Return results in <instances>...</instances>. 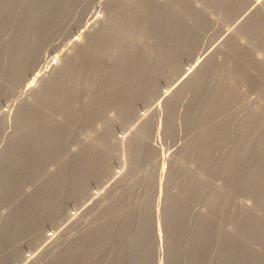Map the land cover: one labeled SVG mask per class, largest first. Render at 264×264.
Here are the masks:
<instances>
[{
  "label": "rangeland",
  "instance_id": "obj_1",
  "mask_svg": "<svg viewBox=\"0 0 264 264\" xmlns=\"http://www.w3.org/2000/svg\"><path fill=\"white\" fill-rule=\"evenodd\" d=\"M101 1L71 0L57 10V5L51 3L44 8L41 0H37L31 2L32 5L34 4L31 10H25L21 15L20 1L0 0V40H4V42L0 41V48L4 45L2 49L9 52L15 45L21 47L15 49V54H0V65H2L0 66V264H78L83 258L76 261L78 257L73 255L76 244L78 249L80 247L79 251L83 252L87 247V250L94 248L90 249L93 250L91 256L92 259L97 260L89 264H264V137H262L264 136V124H262L264 123V0H160L159 5L152 0H149L150 3L145 0L148 7L142 10L145 13L138 12L137 18L142 22L147 21L148 29L150 26H153L151 27L153 30L158 28L157 32L150 28L148 43L147 39L145 41L140 39L133 43L137 45L134 46L130 45L132 41H129L131 43L126 42L121 45L123 51L121 50L120 53L115 51L113 55L103 53L95 55L91 52L93 48L99 46L98 50L105 51L109 45L95 44L94 36L97 37L103 30L111 11V4L105 5ZM13 7L14 13L11 10ZM248 7L250 9L244 12ZM10 10L12 13L9 14ZM17 17L19 20L27 18V22L23 23L24 25L17 24L20 27L15 25L14 29L12 20ZM162 37H166L165 40ZM91 41L93 42L90 43ZM127 43L129 48L126 47ZM39 51L41 52L39 59L33 66L27 68L26 64L32 61L30 58L36 59ZM126 51L130 52L126 53V57L129 55L131 61L128 60L126 66L124 63L117 66L115 62L120 60L119 56ZM200 54L201 57L197 59ZM43 55L48 56L46 63L43 61ZM123 55L125 56L124 53ZM96 56L100 57L102 64L105 65L101 69H107L108 73L99 72L100 74L95 78L81 79L79 87L75 88L76 92L73 91L72 86H66L68 84L66 81L61 80V82L57 77V73L68 63L69 66L70 62L75 66L77 60H80L79 65L82 58V61L88 62ZM147 61L151 64L149 65ZM171 62L175 66L172 74V71L169 72ZM107 63L112 65L106 66ZM242 63L246 66L244 67ZM221 67L223 69L227 67L233 72L225 68L226 73L223 74ZM234 67L238 71L235 72ZM184 69H189L186 77L190 76V85L185 83L187 85L179 84L177 88L176 85L169 87L168 85ZM233 73L238 77H233ZM239 76L246 81L241 80ZM19 77L20 79L17 80ZM193 78L198 80L203 78L200 87H195V85L199 86V83L193 85L195 83ZM15 80L17 81L13 82ZM219 86L223 87L220 89ZM45 92L49 93L48 101L41 103L40 96ZM61 92L70 93L65 95ZM162 92L167 94L166 97L165 95L160 97ZM61 94L69 97L66 104L61 105L60 102L56 104L57 100L55 104L51 102L50 98L53 95L56 99L61 97ZM78 96L79 100L76 101L78 104L74 105ZM26 106H30L29 109L37 118L45 114L46 128L49 130V136L53 137L49 144L52 145V149L46 151V158L44 161L41 160L42 165L39 170L33 171V176L26 178L27 182L21 179L23 182L19 183L18 189L9 192L5 187L2 190L1 180L6 174L3 170L10 162L8 152L13 144H17V136L22 131L17 123V115ZM249 109L251 112L248 111ZM253 113L257 119L254 118L255 122L252 123L258 124V120L259 126L246 123ZM66 123L69 125L67 126ZM31 125L35 130L36 127L42 129L43 124ZM146 125L148 128L146 142L151 148L149 151L151 158L149 157V162L143 159L137 162L129 145L135 143L141 130L139 126L144 128ZM61 132L64 134L68 132L67 138L57 140L58 136L55 135H60ZM207 133L212 135L209 137L212 138L211 140L207 139L208 150L204 143V136ZM238 145L237 153L235 149ZM94 147L99 149L94 151L97 156H91L90 151ZM159 163L162 168L157 165ZM71 168L72 171L74 168L76 170L72 172L71 179L69 178L71 183H68V187L71 189L66 188L68 191L54 203L55 206L48 204L52 208L44 207L45 204L39 201V198L33 199L35 195L46 192L52 176L58 181L60 172ZM81 169L85 170V176L88 177L84 181L79 175H74ZM57 186L60 187L59 182L56 183ZM157 186L162 190H158ZM10 193H13L12 196ZM121 196H124V201L125 197L129 200L124 203L127 213L120 217L116 226L119 227L120 235L116 234V230H112L109 238L110 240L114 238L113 241L109 240L105 247L102 245L93 247L91 240L95 235L93 233H97L103 224L114 221L107 211L121 204L119 202ZM154 200L158 203L156 204ZM26 211L27 217L24 218L21 213ZM7 220L8 222L14 220L16 223L8 224ZM131 221L132 225H130ZM133 227L137 230L135 234L131 233ZM137 235L140 236L137 238ZM128 237L132 240L130 238L128 240ZM81 243H84V246ZM114 243L115 247L117 245L116 248ZM108 245H112V248Z\"/></svg>",
  "mask_w": 264,
  "mask_h": 264
},
{
  "label": "bare ground",
  "instance_id": "obj_2",
  "mask_svg": "<svg viewBox=\"0 0 264 264\" xmlns=\"http://www.w3.org/2000/svg\"><path fill=\"white\" fill-rule=\"evenodd\" d=\"M10 1H12V0H10ZM18 1H20V3H21V6H20V8H19V6H18V8L19 9H21V10H19L20 12H21V15L22 14H24V12H25V10H27V11H29V10H31L32 8V6L34 5H32L31 4V2L33 3V1L35 2V1H37V0H18ZM156 5L159 3V1L160 0H152ZM40 2V1H39ZM38 2V3H39ZM69 2H71V0H41V4L42 5H44V8L46 7V6H50V4L52 3V5H57V10H59V8L61 9V7H63V6H65V4H68ZM102 2V4H104L105 3V5L106 4H111V7H110V9H111V11H110V17H109V19L108 20H106V23L104 24V26H103V30L100 32V34H98V36L96 37V36H94V38H96L95 40H96V42H95V44L97 45L98 43L99 44H101V43H108L109 45H108V47L106 48V50L105 51H103V50H98V47L96 46L95 48H93L94 50L93 51H91V52H93V54H97V55H102V53L103 54H108V55H113L114 53H116L115 51H118V53H120L121 52V50H122V44H124V43H126V42H129V41H132V44H130V45H134L135 43L134 42H137V41H139L140 39H144V41H145V39H147V37H148V35H151V34H149V30H150V28L151 27H153V26H150V28L148 29L147 28V24H146V22H142V21H139L138 20V16H137V14H138V12H143L142 10H145V9H147V7H148V3H150L149 2V0H148V3H146L145 2V0H102L101 1ZM4 4V3H3ZM7 4H8V2H7ZM153 3H151V5H152ZM257 4V3H256ZM255 4V5H256ZM10 5V4H9ZM15 5V4H14ZM159 5V4H158ZM39 6V5H38ZM153 6V5H152ZM254 6V5H253ZM12 7V6H11ZM159 7V6H158ZM249 7H251V5H249ZM246 8L245 10H244V12H246L247 10H249L250 8ZM255 7V6H254ZM4 8V7H3ZM6 8V7H5ZM54 8V7H53ZM152 8V7H151ZM150 8V9H151ZM154 9H155V7H154ZM158 9H160V8H158ZM1 10V9H0ZM7 10V9H6ZM11 10H12V12L14 11V7L13 8H11ZM11 10L9 11V14H10V12H11ZM65 10V9H64ZM140 10V11H139ZM152 10V9H151ZM38 11H40V10H38ZM42 11H43V9H42ZM108 11V12H109ZM154 11V10H153ZM160 11H161V9H160ZM7 12V11H6ZM11 12V13H12ZM2 13V12H1ZM14 13V12H13ZM38 13V12H37ZM143 13H145V12H143ZM154 13H155V11H154ZM5 14V13H4ZM7 14V13H6ZM29 14V13H28ZM36 14V13H35ZM52 14V13H51ZM53 14H54V12H53ZM140 14V13H139ZM12 15V14H11ZM10 15V16H11ZM17 15H20V14H17ZM150 15H152L151 13H150ZM154 15V14H153ZM140 17H141V15H139ZM147 16V15H146ZM2 17V16H1ZM14 17V16H13ZM21 17V16H20ZM38 17H39V15H38ZM143 17V16H142ZM4 18V17H3ZM18 18V17H17ZM17 18H13V20H12V25H14L13 26V28L15 29V25H17V24H26V22H27V18H26V20L24 19V20H22V19H20L19 20V18L17 19ZM32 18V17H31ZM145 18V17H144ZM7 19V18H6ZM28 19H29V17H28ZM140 19V18H139ZM33 20V19H32ZM40 20V19H39ZM145 20H147L146 18H145ZM149 20H151V19H149ZM156 20V19H155ZM155 20H154V22H155ZM41 21V20H40ZM1 22V21H0ZM5 22V21H4ZM32 22V21H31ZM153 22V23H154ZM28 23H29V21H28ZM152 23V22H151ZM7 24V23H6ZM10 24V23H9ZM23 24V25H24ZM32 24V23H31ZM30 25V24H29ZM36 25V24H35ZM10 26V25H9ZM18 26V25H17ZM37 26H38V24H37ZM230 28H232L233 26L230 24ZM18 27H20V25L18 26ZM22 27V26H21ZM148 27H149V25H148ZM7 28V27H6ZM31 28H33V27H31ZM40 28V27H39ZM157 28V27H156ZM152 29V28H151ZM158 29V28H157ZM157 29H155V30H153L152 29V31H158ZM165 29V28H164ZM28 30V29H27ZM33 30V29H32ZM227 30V29H226ZM233 30V29H232ZM30 31V30H29ZM151 31V30H150ZM171 31V30H170ZM33 32H35V31H33ZM166 32V31H165ZM231 32V31H230ZM4 33V32H3ZM36 33V32H35ZM154 33V32H153ZM152 33V34H153ZM170 33V32H169ZM5 34V33H4ZM27 34H28V32H27ZM2 35V34H1ZM9 36H10V34H9ZM24 36V35H23ZM29 36V35H28ZM31 36V35H30ZM166 36V35H165ZM4 37H5V35H4ZM93 37V36H92ZM150 37V36H149ZM152 37V36H151ZM21 38V37H20ZM154 38V37H153ZM162 38H164V37H162ZM166 38V37H165ZM165 38L163 39V40H165ZM6 39V38H5ZM24 39V38H23ZM10 40V39H9ZM22 40V39H21ZM141 40V41H142ZM148 40L149 39H147V43H148ZM0 41H3L4 42V40L3 39H1ZM6 41V40H5ZM94 41V40H93ZM93 41H91L90 43H92ZM152 41H153V39H152ZM158 41V40H157ZM78 42V41H77ZM151 42V41H150ZM166 42V41H165ZM177 42H179V41H177ZM113 43V44H112ZM129 43H131V42H129ZM134 43V44H133ZM140 43V42H139ZM144 43V42H143ZM142 43V44H143ZM153 43H154V41H153ZM180 43V42H179ZM1 44V43H0ZM7 44V43H6ZM11 44V43H10ZM94 44V43H93ZM98 44V45H99ZM136 44H138V43H136ZM169 44V43H168ZM181 44V43H180ZM148 45V44H147ZM154 45V44H153ZM156 45H159V44H156ZM161 45V44H160ZM163 45V44H162ZM165 45H167V44H165ZM6 46V45H5ZM80 46V45H79ZM92 46V45H91ZM124 46V45H123ZM126 46V45H125ZM134 46H137V45H134ZM138 46H139V44H138ZM140 46H142V45H140ZM3 47H4V45H3ZM2 47V48H3ZM18 46L17 45H15L14 47H13V49L12 48H10V51L9 52H7L5 49H2V48H0L1 50H0V54H7V53H11V54H15L16 52H15V49L17 48ZM20 47V46H19ZM19 47H18V49H19ZM44 47V46H43ZM42 47V48H43ZM89 47V46H88ZM126 47H128L129 48V46H128V43H127V46ZM160 47V46H159ZM162 47V46H161ZM163 47H164V45H163ZM7 48V47H6ZM21 48V47H20ZM125 48V47H124ZM127 48V49H128ZM132 48H133V46H132ZM139 48V47H138ZM141 48V47H140ZM39 49V48H38ZM134 49H136L135 47H134ZM133 49V50H134ZM40 50V49H39ZM126 50V49H125ZM129 50V49H128ZM131 50V49H130ZM148 50V49H147ZM151 50V49H150ZM189 50H191V49H189ZM17 51V50H16ZM19 51V50H18ZM17 51V52H18ZM43 51V50H42ZM123 51V50H122ZM135 51V50H134ZM137 51V50H136ZM153 50H151V52H152ZM168 51H169V48H168ZM239 51V50H238ZM21 52V51H20ZM34 52V51H33ZM86 52V51H85ZM163 52V51H162ZM166 52V51H165ZM184 52H185V50H184ZM123 53L125 54V56L123 55ZM123 53H121V55L119 56V59L120 60H118L117 62H115L116 63V65L118 66V65H120V64H122V63H124V65L126 66L127 65V62H128V60H130L131 61V57L128 55L127 57H126V53H130V52H128V51H126V52H123ZM153 54L155 53V52H152ZM164 53V52H163ZM168 53H170V52H168ZM174 53V52H173ZM173 53H171L172 54V56H173ZM10 54V55H11ZM34 54H35V52H34ZM41 54V52L39 51L38 52V54H36V59L33 57V59L32 58H30V57H28V58H30V60H32V61H30V62H28V64H26L27 66V68L28 67H31V66H33V64L37 61V59H39L38 57H39V55ZM135 54V53H134ZM145 54V53H144ZM147 54H148V51H147ZM146 54V55H147ZM152 54V55H153ZM156 54V53H155ZM158 54V53H157ZM165 54V53H164ZM72 55V54H71ZM131 55V54H130ZM151 55V56H152ZM167 55V54H166ZM170 55V54H169ZM31 56V55H30ZM115 56H116V54H115ZM122 56H124V57H122ZM158 56H160V53H159V55ZM157 56V57H158ZM250 56V55H249ZM248 56V57H249ZM13 57V56H12ZM43 57V61H45V63H46V60L48 59V56L47 55H43L42 56ZM150 57V56H149ZM161 57H163V56H161ZM171 57V56H170ZM201 57V54L198 56V58L197 59H199ZM15 58V57H14ZM100 58V57H99ZM97 56L96 57H93V59H90L91 61H82L83 60V58H82V60H81V62H80V64L78 65V63H79V61L77 60V61H75V66H72V63L70 62V66H69V63L67 64V66H65L64 67V69L63 70H61V71H59L58 73H57V77H59V79H60V81L62 80V81H66L68 84H66V86L67 87H69L68 85H70V87L72 86L73 87V91H75V88L79 85V83H80V81H82L81 79H83V78H95V76L97 75V74H100L99 72H101V73H103L104 71H106L105 69H101L102 68V66H105V65H103L102 64V62L103 61H101L100 59H99ZM103 58V57H102ZM101 58V59H102ZM154 58V57H153ZM153 58H151L152 60H153ZM165 58V57H164ZM173 58V57H172ZM251 58V57H250ZM250 58H247V60H249ZM2 59V58H1ZM81 59V58H80ZM89 59V58H88ZM134 59H135V57H134ZM156 59H158V58H156ZM161 59V58H160ZM165 59H167V57L165 58ZM170 59V58H169ZM76 60V59H75ZM108 60H110V59H108ZM151 60V61H152ZM171 60V59H170ZM170 60H168V61H170ZM67 61V60H66ZM111 61H113V60H111ZM129 61V62H130ZM134 61V60H133ZM142 61H146V60H142ZM156 61V60H155ZM157 61H159V60H157ZM165 60H163V62H164ZM167 61V60H166ZM175 61V60H174ZM177 61V60H176ZM196 61H198V60H196ZM3 62V61H2ZM6 62V61H5ZM83 62V64L81 65V63ZM136 62V61H135ZM242 62V61H241ZM44 63V64H45ZM61 63H62V61H61ZM74 63V62H73ZM106 63V62H105ZM104 63V64H105ZM114 63V64H115ZM131 63V62H130ZM142 63V62H141ZM147 63H148V61H147ZM159 63V62H158ZM165 63H167V62H165ZM169 63V62H168ZM167 63V64H168ZM235 63V62H234ZM136 64V63H135ZM143 64H145V63H143ZM149 65L151 64L150 62L148 63ZM147 64V65H148ZM171 70H169V72H171V74L173 73V71H174V65H173V63L171 62ZM238 64V63H237ZM240 64V63H239ZM238 64V65H239ZM243 64V63H242ZM7 65V64H6ZM107 65H112V63L111 64H106V66ZM123 65V64H122ZM131 65V64H130ZM163 65V64H162ZM230 65V64H229ZM245 64H243V66H244ZM1 67H2V65H0ZM169 66H170V64H169ZM168 66V67H169ZM232 66H233V64H232ZM234 66H235V64H234ZM239 66H241V65H239ZM239 66H236V67H239ZM246 66V65H245ZM244 66V67H245ZM111 67V66H110ZM124 67V66H123ZM131 67H134V66H131ZM136 67V66H135ZM145 67H147L146 65H145ZM172 67H173V69H172ZM231 67V66H230ZM14 68V67H13ZM109 68V67H108ZM122 68V67H121ZM125 68H127V67H125ZM152 68V67H151ZM154 68V67H153ZM166 68V67H165ZM222 68V73L223 74H225L226 72H225V70L227 69V67H225L224 69H223V67H221ZM116 69V68H115ZM130 69V68H129ZM132 69V68H131ZM168 69V68H167ZM190 69V68H189ZM189 69H184L183 70V72L181 73V74H177L178 75V77H176L172 82H171V84H169L168 86L169 87H171V86H174V85H176L175 87L177 88V86L179 85V84H185V83H189V81H191V80H189V77H186L187 75H188V73H189ZM233 69H235V72L236 71H238V70H236V68L234 67ZM232 69V70H233ZM241 69V68H240ZM240 69H239V71H240ZM247 69V68H246ZM111 70V69H110ZM126 70V69H125ZM134 70V69H133ZM152 70V69H151ZM215 70V69H214ZM227 70H230L229 68L227 69ZM9 71H11V70H9ZM127 71V70H126ZM125 71V72H126ZM136 71V70H135ZM135 71H133V72H135ZM149 71V70H148ZM153 71V70H152ZM199 71V70H198ZM224 71V72H223ZM231 71V70H230ZM230 71L228 72V73H230ZM243 71H245V70H243ZM17 72V71H16ZM107 72V71H106ZM124 72V71H123ZM129 72V71H128ZM166 72V71H165ZM231 72H233V71H231ZM108 73V72H107ZM110 73H111V71H110ZM127 73V72H126ZM137 73H139V72H137ZM167 73V72H166ZM106 74V73H105ZM133 74V73H132ZM221 74V73H220ZM235 74L236 73H233V77H238V76H235ZM18 75V74H17ZM138 75V74H137ZM140 75V74H139ZM222 75V74H221ZM229 75V74H228ZM239 75V74H238ZM240 75H241V73H240ZM243 75V74H242ZM247 75H248V73H247ZM98 76V75H97ZM96 76V77H97ZM122 76V75H121ZM134 76H135V74H134ZM151 76H152V74H151ZM230 76H231V74H230ZM221 77V76H220ZM232 77V76H231ZM232 77V78H233ZM244 77V76H243ZM247 77V76H246ZM52 78V77H51ZM50 78V79H51ZM125 78V77H124ZM239 78L241 79V77L239 76ZM251 78V77H250ZM20 79V77L19 78H17V80H19ZM98 79V78H97ZM192 79V78H191ZM194 79V81H195V83L193 84V85H195V84H197V83H199V86H196L195 85V87H200V83H202L203 82V78H200L199 80H198V78H193ZM221 79V78H220ZM223 79V78H222ZM247 79H249V78H247ZM17 80H15V81H13V82H16ZM55 80V79H54ZM58 80V79H57ZM86 80V79H85ZM101 80V79H100ZM124 80V79H123ZM134 80V79H133ZM238 80V79H237ZM241 80H245V79H241ZM50 81V80H49ZM48 81V82H49ZM53 81V80H52ZM56 81V80H55ZM61 81V82H62ZM97 81V80H96ZM115 81V80H114ZM157 81V80H156ZM193 81V82H194ZM246 81V80H245ZM87 82V81H86ZM94 82V81H93ZM113 82V81H112ZM119 82V81H118ZM151 82V81H150ZM192 82V83H193ZM102 83V82H101ZM52 84V83H51ZM54 84V86H55V82L53 83ZM53 84H52V86H53ZM65 84V83H64ZM187 84H185V85H187ZM59 85V84H58ZM61 85V84H60ZM85 85H86V83H85ZM106 85V84H105ZM118 85V84H117ZM180 85V86H181ZM189 85H190V83H189ZM221 85V84H220ZM109 86V85H108ZM119 86V85H118ZM133 86V85H132ZM224 86V85H223ZM222 86V87H223ZM79 87V86H78ZM77 87V88H78ZM95 87V86H94ZM120 87V86H119ZM220 87V86H219ZM222 87H220V89L222 88ZM231 87L233 88V86L231 85ZM47 88V87H46ZM63 88V87H62ZM84 88V87H83ZM9 89V88H8ZM50 89V88H49ZM68 89V88H67ZM70 90L69 91H71L72 92V89L71 88H69ZM80 89V88H79ZM89 89H91L90 87H89ZM94 89V88H93ZM109 89V88H108ZM172 89H173V87H172ZM182 89V88H181ZM216 89H217V87H216ZM236 89V88H235ZM46 90V89H45ZM64 90H66V89H64ZM116 90V89H115ZM184 90V89H183ZM224 90V89H223ZM222 90V91H223ZM225 90H227V89H225ZM42 91V90H41ZM51 91H53V90H51ZM76 91H77V89H76ZM75 91V92H76ZM85 91V90H84ZM96 91V90H95ZM103 91H105V90H103ZM166 91V90H165ZM219 91V90H218ZM48 92V91H47ZM98 92V91H97ZM107 92V91H106ZM158 92V91H157ZM184 92V91H183ZM186 92H187V90H186ZM215 92H217V91H215ZM214 92V93H215ZM224 92V91H223ZM227 92V91H226ZM61 93H64V92H61ZM67 93H70V92H66V93H64L65 95H67ZM78 93V92H77ZM125 93V92H124ZM131 93V92H130ZM129 93V94H130ZM220 93V92H219ZM228 93V92H227ZM40 94V93H39ZM48 94L49 93H43V96L41 95L40 97V102L41 103H45L46 101H48L47 100V98H49L48 97ZM55 94H58V93H55ZM64 94L62 95L61 94V97H58V98H56L55 99V97H54V95H53V97H51L50 98V100H51V102H54V104H55V101H56V104H57V102H60L61 103V105L62 104H66L68 101V98L67 97H64ZM186 95H187V93H185ZM185 94H183V95H185ZM51 95V94H50ZM159 95V94H158ZM164 95H165V92H162V94L160 95V97L161 96H163L164 97ZM167 95V94H166ZM166 95H165V97H166ZM169 95V94H168ZM215 95V94H214ZM220 95V94H219ZM37 96V95H36ZM52 96V95H51ZM93 96V95H92ZM99 96V95H98ZM104 96V95H103ZM115 96V95H114ZM133 96V95H132ZM193 96V95H192ZM227 96H228V94H227ZM39 97V96H38ZM106 97V96H105ZM117 97H119V96H117ZM212 97H213V95H212ZM82 98V97H81ZM92 98V97H91ZM122 98V97H121ZM178 98V97H177ZM185 98V97H184ZM214 98V97H213ZM36 99V98H35ZM117 99V98H116ZM165 99V98H164ZM163 99V100H164ZM187 99V98H186ZM33 100V99H32ZM74 100V99H73ZM73 100H72V102H73ZM78 100H79V96H78V98L76 97L75 98V104L74 105H77L76 104V101L78 102ZM91 100V99H90ZM98 100V99H97ZM35 101V100H34ZM37 101V100H36ZM35 101V102H36ZM70 101V100H69ZM94 101V100H93ZM175 101H177V100H175ZM190 101V100H189ZM40 102L38 101V104H40ZM89 102V101H88ZM97 102V101H96ZM129 102V101H128ZM184 102V101H183ZM30 103H32L31 101H30ZM47 103V102H46ZM60 103H59V105H60ZM81 103V102H80ZM83 103V102H82ZM86 103V102H85ZM120 103V102H119ZM159 103V102H158ZM176 103V102H175ZM206 103V102H205ZM211 103V102H210ZM213 103V102H212ZM236 103V102H235ZM29 104V103H28ZM36 104V103H35ZM34 104V105H35ZM242 104V103H241ZM43 104H41V106H42ZM71 105V104H70ZM80 105V104H79ZM124 105V104H123ZM212 105V104H211ZM46 106V105H45ZM85 106V105H84ZM94 106V105H93ZM220 106V105H219ZM30 107V106H29ZM29 107H25V108H23V109H19L20 111H19V113H18V115H17V123H18V126L19 127H21V129H22V131H21V134L19 135V136H17V144L15 145V144H13V148L11 147V150H9V148H8V150H9V152H8V155H9V159H10V162H8V164H7V168L6 169H4L3 170V172H4V174H5V177L1 180L2 181V183H3V188H2V190L4 189V187L5 188H7V190L6 191H11V192H14V191H16L18 188H17V186H20V182H23L22 180L23 179H25L26 180V178H30V176L32 175L33 176V174H32V172L33 171H38L39 170V168L41 167V160H43L44 161V158H46L45 157V154H46V151L49 149V148H51L52 149V145L50 146L49 144L51 143V141H52V138L53 137H50L49 136V130H47V128H46V124H45V114H42V116H38V118L36 117V116H34V114H32V111L29 109ZM33 107V106H32ZM38 107V106H37ZM63 107V106H62ZM70 107V106H69ZM72 107H73V105H72ZM177 107V106H176ZM49 108V107H48ZM52 108V107H51ZM71 108V107H70ZM75 108V107H74ZM253 108V107H252ZM28 109V110H27ZM39 109V108H38ZM61 109V108H60ZM64 109V108H63ZM95 109V108H94ZM130 109V108H129ZM219 109V108H218ZM251 109V108H250ZM250 109L248 110L249 112H251L250 111ZM254 109V108H253ZM34 110H35V108H34ZM50 110V109H49ZM92 110V109H91ZM225 110V109H224ZM37 111V110H36ZM79 111V110H78ZM227 111V110H226ZM254 111V110H253ZM256 111V110H255ZM254 111V112H255ZM47 112V111H46ZM67 112V111H66ZM65 112V113H66ZM68 112H70V110L68 111ZM75 112V111H74ZM81 112V111H80ZM89 112V111H88ZM217 112H218V110H217ZM257 112V111H256ZM35 113V112H34ZM49 113H50V111H49ZM190 113V112H189ZM40 114V113H39ZM76 114V113H75ZM210 114V113H209ZM254 114V113H253ZM252 114V116H250V117H248V121L246 122V123H251L253 126L255 125V124H257V123H255V124H253L252 122H255V120H254V118L255 119H257V116L255 117V114L253 115ZM258 114V113H257ZM256 114V115H257ZM262 114V113H261ZM50 115V114H49ZM69 115H71V114H69ZM79 115V114H78ZM145 115V114H144ZM259 115H260V113H259ZM48 116V115H47ZM72 116V115H71ZM80 116V115H79ZM166 116V115H165ZM170 116V115H169ZM168 116V117H169ZM204 116V115H203ZM44 117V118H43ZM52 117V116H51ZM61 117V116H60ZM171 117V116H170ZM169 117V118H170ZM176 117V116H175ZM215 117V116H214ZM262 117V116H261ZM62 118V117H61ZM65 118V117H64ZM71 118V117H70ZM77 118V117H76ZM81 118V117H80ZM153 118V117H152ZM179 118V117H178ZM192 118V117H191ZM263 118H264V116H263ZM41 119H42V122H40L41 121ZM83 119V118H82ZM82 119H80V120H82ZM92 119V118H91ZM149 119V118H148ZM205 119V118H204ZM259 119H260V116H259ZM67 120V119H66ZM69 120V119H68ZM171 120H172V118H171ZM233 120V119H232ZM49 121V120H48ZM61 121V120H60ZM73 121V120H72ZM83 121H84V119H83ZM198 121V120H197ZM211 121V120H210ZM75 122V121H74ZM84 122H86V121H84ZM171 122V121H170ZM169 122V123H170ZM257 122H258V124H259V121L257 120ZM263 122V121H262ZM261 122V123H262ZM65 123V122H64ZM73 123V122H72ZM109 123V122H108ZM174 123V122H173ZM198 123V122H197ZM204 123V122H203ZM207 123V122H206ZM260 123V124H261ZM31 124H34V125H36V124H38V125H42V129L40 128V127H36V129L35 130H33V127H32V125ZM48 124V123H47ZM160 123H158V125H159ZM172 124V123H171ZM214 124V123H213ZM250 124V125H251ZM257 124V125H258ZM262 124H264V123H262ZM62 125V124H61ZM66 125L68 126L69 124L68 123H66ZM144 125H145V123H144ZM155 125V124H154ZM157 125V127H159ZM162 125V124H161ZM203 125V124H202ZM222 125V124H221ZM220 125V126H221ZM256 125V126H257ZM37 126V125H36ZM49 126V125H48ZM53 126V125H52ZM64 126V125H63ZM164 126V125H163ZM248 126V125H247ZM259 126V125H258ZM32 127V128H31ZM72 127V126H71ZM71 127H69L70 129H71ZM154 127V126H153ZM198 127V126H197ZM251 127V126H250ZM16 128V127H15ZM18 128V127H17ZM151 128V127H150ZM155 128V127H154ZM164 128V127H163ZM207 128V127H206ZM210 128V127H209ZM216 128H217V126H216ZM20 129V128H19ZM23 129H25V131H23ZM54 129V128H53ZM65 129H66V127H65ZM64 129V130H65ZM141 129V130H140ZM147 125L143 128H140V126H139V130H140V132H139V135H137V138L135 139L136 141H135V143H132V145L130 146L129 145V147H130V151H131V153L134 155V159L135 160H137V162L139 161V159L141 160V159H143L144 161L145 160H149V157H150V147H149V145H147V142H146V140H147V135H148V132H147ZM152 129V128H151ZM164 129H166V128H164ZM168 129V128H167ZM175 129V128H174ZM200 129V128H199ZM211 129V128H210ZM220 129V128H219ZM56 130V129H55ZM62 130V129H61ZM156 130V129H155ZM159 130V129H158ZM196 130V129H195ZM201 130V129H200ZM57 131V130H56ZM149 131H150V129H149ZM151 131H153L152 132V134L154 133V129L153 130H151ZM157 131V130H156ZM194 131V130H193ZM223 131V130H222ZM254 131V130H253ZM68 132H69V129H68ZM67 132V133H68ZM163 132V131H162ZM207 132V131H206ZM216 132V131H215ZM259 132V131H258ZM54 133H55V131H54ZM58 133H59V131H58ZM67 133L66 134H64V133H62L61 132V134L60 135H55L56 137L58 136V139L57 140H63V139H65V138H67L66 136H67ZM73 133V132H72ZM71 133V134H72ZM136 133H138V131H136ZM135 133V134H136ZM205 133V132H204ZM52 134H53V132H52ZM186 134V133H185ZM220 134V133H219ZM243 134V133H242ZM249 134V133H248ZM167 135V134H166ZM169 135V134H168ZM207 135V136H206ZM204 137H205V141H204V143H205V148L207 149V143L209 142V141H207V139L210 137V135L207 133ZM51 136H53V135H51ZM54 136V139L56 138ZM69 136V135H68ZM151 136V135H150ZM156 136L158 137V135L156 134ZM247 136H249V135H247ZM251 136H253V135H251ZM256 136H257V134H256ZM10 137V136H9ZM59 137H61V139H59ZM149 137V136H148ZM211 137H212V135H211ZM214 137V136H213ZM218 137V136H217ZM253 137H255V135L253 136ZM262 137H264V136H262ZM51 138V139H50ZM63 138V139H62ZM50 139V140H49ZM96 139V138H95ZM132 139V138H131ZM210 139V138H209ZM208 139V140H209ZM212 139V138H211ZM210 139V140H211ZM260 139V138H259ZM10 140V139H9ZM16 140V139H15ZM184 140V139H183ZM231 140H232V138H231ZM55 141V140H54ZM98 141V140H97ZM187 141V140H186ZM197 141V140H196ZM201 141V140H200ZM16 142V141H15ZM34 142H35V144H34ZM56 142V141H55ZM60 142V141H59ZM62 142V141H61ZM65 142V141H64ZM134 142V141H133ZM160 142V141H159ZM212 142V141H211ZM8 143H9V141H8ZM67 143V142H66ZM201 143V142H200ZM102 144V143H101ZM238 144H239V142H238ZM262 144H263V142H262ZM9 145V144H8ZM35 145V146H34ZM54 145V144H53ZM59 145V144H58ZM65 145V144H64ZM64 145H63V147H64ZM91 145V144H90ZM100 145V144H99ZM195 145V144H194ZM236 145V144H235ZM244 145V144H243ZM261 145V144H260ZM61 146V145H60ZM67 146V145H66ZM264 146V145H263ZM62 147V148H63ZM87 147V146H86ZM90 147V146H89ZM103 147H104V145H103ZM122 147V146H121ZM154 147V146H153ZM183 147H184V145H183ZM261 147H262V145H261ZM1 148V147H0ZM55 148V147H54ZM53 148V149H54ZM58 148V147H57ZM105 148H107V147H105ZM194 148V147H193ZM239 148V145L236 147V152L238 151L237 149ZM242 148V147H241ZM92 149V148H91ZM96 147H94L90 152H92V155L91 156H95L96 154H94V151H96ZM187 149V148H186ZM197 149H198V147H197ZM211 149V148H210ZM56 150H58V149H56ZM61 150V149H60ZM67 150V149H66ZM97 150H99V149H97ZM196 150V149H195ZM194 150V151H195ZM208 150V149H207ZM49 151V150H48ZM65 151V150H64ZM85 151H87V150H85ZM199 151V150H198ZM203 151H205V150H203ZM260 151V150H259ZM262 151V150H261ZM59 152H61V151H59ZM113 152V151H112ZM188 152V151H187ZM209 152V151H208ZM226 152V151H225ZM235 152V151H234ZM2 153V152H1ZM50 153H52V152H50ZM84 153V152H83ZM98 153V152H97ZM184 153V152H183ZM195 153V152H194ZM212 153V152H211ZM238 153V152H237ZM63 154H64V152H63ZM62 154V155H63ZM86 154V153H85ZM89 154V153H88ZM91 154V153H90ZM94 154V155H93ZM203 154V153H202ZM209 154V153H208ZM244 154V153H243ZM51 155V154H50ZM53 155V154H52ZM59 155V154H58ZM112 155V154H111ZM184 155V154H183ZM199 155V154H198ZM3 156V155H2ZM61 156V155H60ZM59 156V157H60ZM63 156H65V155H63ZM97 156V155H96ZM114 156V155H113ZM152 156V155H151ZM249 156V155H248ZM58 157V156H57ZM62 157V156H61ZM153 157V156H152ZM204 157V156H203ZM49 158V157H48ZM56 158V157H55ZM83 158V157H82ZM151 158V157H150ZM182 159H185V158H182ZM199 159V158H198ZM47 160V159H46ZM57 160V159H56ZM89 160V159H88ZM158 160V159H157ZM216 160V159H215ZM261 160V159H260ZM48 161V160H47ZM49 161H51L50 159H49ZM82 161H83V159H82ZM132 161H133V159H132ZM235 161V160H234ZM77 162H79V161H77ZM90 162V161H89ZM93 162V161H92ZM135 162V161H134ZM149 162V161H148ZM156 162V161H155ZM207 162V161H206ZM3 163H6V162H3ZM87 163V162H86ZM103 163V162H102ZM141 163V162H140ZM139 163V164H140ZM145 163V162H144ZM156 163H158V162H156ZM182 163V162H181ZM80 164V163H79ZM162 164V163H161ZM46 165V164H45ZM135 165V164H134ZM158 166H160L161 167V165H160V163L159 164H157ZM218 165V164H217ZM231 165V164H230ZM76 166H77V164H76ZM81 166V165H80ZM102 166V165H101ZM136 166V165H135ZM134 166V167H135ZM142 166V165H141ZM199 166V165H198ZM2 167V166H1ZM46 167V166H45ZM131 167H133V166H131ZM137 167V166H136ZM135 167V168H136ZM223 167V166H222ZM221 167V168H222ZM233 167V166H232ZM4 168V167H3ZM73 168V167H72ZM72 168L71 169H63V171H61L60 172V174H59V178H58V181H57V178L56 177H51V179L49 180V186H47V188L48 189H46V192H44L43 194L42 193H39V194H37V195H35V197H33V195H32V197H33V199H35V198H39V201H41V202H43V204H45V205H43L42 203V205L44 206V207H50V208H52L50 205L51 204H53L54 205V203H56L57 201H58V199L60 198L61 199V197L63 196V195H65V193L68 191V190H66V188L68 189V188H70V187H68L69 186V184L71 183H69V181H71V180H69V178L71 177V176H73V173L72 172H74V171H76L75 170V168H74V170L72 171ZM152 168V167H151ZM162 168V167H161ZM164 168H166L165 166H164ZM163 168V169H164ZM201 168V167H200ZM259 168V167H258ZM80 169V168H79ZM85 169V168H84ZM84 169H81L80 171H82L81 173H83L82 175H80L81 173H75L74 175L76 176V175H79V178H81L82 179V181H84L85 179H87L88 177H86L85 175H86V172H84L85 170ZM139 169H141V168H139ZM214 169V168H213ZM43 170H45V169H43ZM138 170V169H137ZM159 170V169H158ZM157 170V171H158ZM258 170H260V169H258ZM1 171V170H0ZM160 171V170H159ZM216 171V170H215ZM44 172V171H43ZM106 172V171H105ZM108 172V171H107ZM162 172V171H161ZM37 173V172H36ZM47 173V172H46ZM163 173V172H162ZM205 173V172H204ZM225 173V172H224ZM1 174V173H0ZM38 174V173H37ZM43 174V173H42ZM41 174V175H42ZM45 174V173H44ZM72 174V175H71ZM90 174V173H89ZM157 174V173H156ZM159 174V173H158ZM161 174V173H160ZM35 175V174H34ZM138 175V174H137ZM3 176V175H2ZM45 176V175H44ZM55 176V175H54ZM147 176V175H146ZM165 176V175H164ZM164 176H163V178H164ZM36 176H34V178H35ZM41 177V176H40ZM43 177V176H42ZM41 177V178H42ZM45 177H47V176H45ZM50 177V176H49ZM107 177V176H106ZM115 177V176H114ZM133 177H135V176H133ZM145 177V176H144ZM155 177V176H154ZM167 177V176H166ZM34 178H33V180H34ZM130 178V177H129ZM150 178V177H149ZM159 178H162V177H159ZM22 179V180H21ZM46 179H48V178H46ZM71 179V178H70ZM78 179V178H77ZM80 179V180H81ZM166 179H168V178H166ZM203 179V178H202ZM28 180V179H27ZM27 180H26V182H27ZM37 180V179H36ZM44 180V179H43ZM81 181V182H82ZM159 182H160V179L158 180ZM25 182V181H24ZM38 182H40V181H38ZM42 182V181H41ZM48 182V181H47ZM57 182H59L60 183V187H56V183ZM74 182H76L75 180H74ZM110 182V181H109ZM46 183V182H45ZM63 183V184H62ZM69 183V184H68ZM169 183V182H168ZM264 183V182H263ZM24 184V183H23ZM23 184L21 185V186H23ZM34 184V183H33ZM80 184V183H79ZM82 184H83V182H82ZM81 184V185H82ZM111 184V183H110ZM130 184V183H129ZM133 184V183H132ZM165 184H166V182H165ZM26 185V184H25ZM39 185V184H38ZM124 185V184H123ZM128 185V184H127ZM144 185V184H143ZM194 185V184H193ZM264 185V184H263ZM1 186V185H0ZM126 186V185H125ZM149 186V185H148ZM158 187V186H157ZM160 187V186H159ZM158 187V188H159ZM162 187V186H161ZM187 186H185V188H186ZM21 188V187H20ZM76 188V187H75ZM79 187H77V189H78ZM82 188H84V187H82ZM124 188V187H123ZM23 189V188H22ZM71 189V188H70ZM69 189V190H70ZM85 189V188H84ZM132 189V188H131ZM161 188H159L158 190H160ZM39 189H37V191H38ZM119 190V189H118ZM122 190V189H121ZM154 190H155V188H154ZM162 190V189H161ZM209 190V189H208ZM73 191V190H72ZM117 191V190H116ZM41 192V191H40ZM119 192V191H118ZM148 192V191H147ZM218 192V191H217ZM17 193V192H16ZM37 193V192H36ZM81 193V192H80ZM155 193V192H154ZM161 193V192H160ZM2 194V193H1ZM4 194V193H3ZM7 194V193H6ZM13 194V193H12ZM12 194L10 193V195L12 196ZM78 194V193H77ZM157 194V193H156ZM9 195V196H10ZM28 195H30V194H28ZM117 195V194H116ZM121 195V194H120ZM123 195H126V194H123ZM161 195V194H160ZM76 196V195H75ZM148 196V195H147ZM209 196V195H208ZM220 196V195H219ZM218 196V197H219ZM14 197V196H13ZM112 197V196H111ZM129 197V196H128ZM137 197V196H136ZM169 197V196H168ZM30 198V197H29ZM28 198V199H29ZM93 198H94V196H93ZM143 198V197H142ZM152 198V197H151ZM154 198V197H153ZM165 198V197H164ZM224 198V197H223ZM82 199V198H81ZM114 199H116V197L114 198ZM118 199V198H117ZM159 199V198H158ZM212 199V198H211ZM12 200H13V198H12ZM24 200V199H23ZM86 200V199H85ZM105 200V199H104ZM129 199L128 198H126L125 197V201H124V196H121L120 197V199H119V202L121 203V204H119V202H117L116 200V202L119 204L118 205V207H116L115 209H112V207H111V209L109 208V211H107V213L109 214V216L111 215V217L113 218V220L114 221H110V222H107V223H105V224H103V226H101L100 228H99V231L97 232V233H93V234H95V235H93V237H92V239L91 240H93V247L94 246H96V245H102V246H107V244H108V242H109V240H110V238L109 237H111L110 236V231L112 232V230H116V234L118 233L119 234V231L120 230H118V228H116V226L119 224V219H120V217H122V216H124V215H126V214H124L126 211H125V208H127V207H125V202H127ZM16 201V200H15ZM139 201V200H138ZM160 201V200H159ZM171 201V200H170ZM214 201V200H213ZM19 202V201H18ZM33 202V201H32ZM109 202V201H108ZM137 202V201H136ZM154 202L156 203V201L154 200ZM172 202V201H171ZM102 203V202H101ZM106 203V202H105ZM139 203V202H138ZM158 203V202H157ZM156 203V204H157ZM161 203V202H160ZM159 203V204H160ZM165 203V202H164ZM213 203V202H212ZM15 204V203H14ZM30 204V203H29ZM48 204H50V205H48ZM104 204V203H103ZM116 204V203H115ZM114 204V205H115ZM124 206H123V205ZM128 205H129V202L127 203ZM126 204V205H127ZM133 204V203H132ZM163 204V203H162ZM216 204V203H215ZM41 205V206H42ZM113 205V206H114ZM117 205V204H116ZM208 205V204H207ZM20 206H22V205H20ZM55 206V205H54ZM131 206H133V205H131ZM161 206V205H160ZM160 206L158 207V208H160ZM164 206V205H163ZM27 207V206H26ZM81 207H82V205H81ZM109 207V206H108ZM224 207V206H223ZM38 208V207H37ZM65 208V207H64ZM133 208V207H132ZM142 208V207H141ZM157 208V207H156ZM18 209V208H17ZM16 209V210H17ZM31 209V208H30ZM41 209V208H40ZM106 209V208H105ZM162 209V208H161ZM165 209H166V205H165ZM19 210V209H18ZM26 210V209H25ZM129 210H130V208H129ZM135 210H137V207H136V209ZM135 210H134V213H135ZM158 210V209H157ZM140 211V210H139ZM162 211V210H161ZM15 212V211H14ZM22 212V211H21ZM131 212V211H130ZM157 212V211H156ZM127 213V212H126ZM22 215H23V217L24 218H26L27 217V211H26V213L25 212H23V213H21ZM62 214V213H61ZM124 214V215H123ZM133 214V213H132ZM139 214V213H138ZM141 214V213H140ZM107 215V214H106ZM150 215V214H149ZM157 215H160V214H157ZM135 216H137V213L135 214ZM155 216V215H154ZM161 216V215H160ZM14 217H16V216H14ZM18 217V216H17ZM107 217V216H106ZM105 217V218H106ZM128 217V216H127ZM157 217V216H156ZM155 217V218H156ZM75 218V217H74ZM111 218V219H112ZM134 218V217H133ZM154 218V219H155ZM160 218V217H159ZM10 219H11V217H10ZM18 219V218H17ZM107 219V218H106ZM135 219H136V217H135ZM134 219V220H135ZM139 219V218H138ZM149 219V218H148ZM150 219H151V217H150ZM157 219H158V217H157ZM167 219V218H166ZM16 220V219H15ZM68 220V219H67ZM103 220H104V218H103ZM134 220H133V222H134ZM159 220V219H158ZM20 221V220H19ZM105 221H107V220H105ZM156 222H157V220H155ZM132 221H131V223H130V225H132V223H133ZM148 222V221H147ZM150 222V221H149ZM7 223L8 224H11V223H16V221H14V220H12L11 222H8V220H7ZM63 223V222H62ZM102 223V222H101ZM104 223V222H103ZM128 223V222H127ZM143 223V222H142ZM160 223V222H159ZM26 224V223H25ZM36 224V223H35ZM124 224V223H123ZM121 225H122V223H121ZM134 225V224H133ZM137 225V224H136ZM157 225H159V224H157ZM96 226V225H95ZM142 225H140V227H141ZM150 227H151V225H149ZM99 227V226H98ZM121 227V226H120ZM127 227V226H126ZM126 227H124V228H126ZM124 228L122 229L123 231H124ZM128 228V227H127ZM126 228V229H127ZM131 228V227H130ZM34 229V228H33ZM137 229V228H136ZM97 230V229H96ZM117 230H118V232H117ZM121 230V231H122ZM128 233H129V231L128 230H126ZM125 231V232H126ZM131 231V230H130ZM136 231L137 230H134V227L132 228V234H135L136 233ZM141 232H144V231H141ZM6 233V232H5ZM4 233V234H5ZM114 233V232H113ZM130 233V234H131ZM149 233V232H148ZM142 234V233H141ZM113 235V234H112ZM120 235V234H119ZM125 235H127V234H125ZM147 235V234H146ZM198 235V234H197ZM36 236V235H35ZM115 236H117V235H115ZM123 236H124V233H123ZM134 236V235H133ZM138 236H140V235H137V238H138ZM34 237V236H33ZM49 237V236H48ZM113 237V236H112ZM134 237H136V236H134ZM119 238V237H118ZM129 238L130 237H128V240H129ZM141 238V237H140ZM218 238V237H217ZM116 239V238H115ZM120 239H121V237H120ZM136 239V238H135ZM113 240H114V238H113ZM113 240H110V241H113ZM117 240H119V239H117ZM130 240H132L131 238H130ZM142 240V239H141ZM124 241V240H123ZM126 241V240H125ZM124 241V242H125ZM139 241V240H138ZM81 242V241H80ZM86 242V241H85ZM127 242V241H126ZM76 243V242H75ZM78 243V242H77ZM107 243V244H106ZM111 243V242H110ZM116 243V242H115ZM115 243H114V247H115ZM133 243V242H132ZM13 244V243H12ZM118 244H120V242L118 243ZM138 244V243H137ZM81 245H83L84 246V243H81ZM113 245V244H112ZM112 245H108V247L109 248H112L111 246ZM5 246V245H4ZM69 246V245H68ZM119 246V245H118ZM97 247V246H96ZM103 247V248H104ZM116 247H117V245H116ZM115 247V248H116ZM121 247V246H120ZM6 248V247H5ZM92 248V247H91ZM90 248V249H91ZM108 248V249H109ZM124 248V247H123ZM79 249H80V247H79ZM79 249H78V245L76 244V249H74L75 250V253L73 252V255H76V257H78V260H76V261H79L81 258H83L82 260H80V262L78 263V264H89V262H91V261H93V260H95L94 258L92 259V256H91V252L93 251V250H87L88 249V247H87V249H86V247H85V249L87 250H85V249H82V250H85L84 252L83 251H79ZM92 249H94V248H92ZM102 249V248H101ZM107 249V248H106ZM105 249V250H106ZM118 249V248H117ZM131 249V248H130ZM70 250H72V249H70ZM100 250V249H99ZM126 250V249H125ZM124 250V251H125ZM97 252H98V250H96ZM127 251V250H126ZM32 252V251H31ZM72 252V251H71ZM101 252V251H100ZM99 252V253H100ZM83 253V254H82ZM67 254V253H66ZM92 254H94V253H92ZM98 254V253H97ZM72 255V256H73ZM97 256V255H96ZM18 257V256H17ZM64 257H65V255H64ZM68 257V256H67ZM98 257V256H97ZM106 257V256H105ZM19 258V257H18ZM21 258V257H20ZM80 258V259H79ZM67 259V258H66ZM69 259V258H68ZM72 259H73V257H72ZM76 259V258H75ZM18 260V259H17ZM27 260V259H26ZM51 260V259H50ZM97 260V259H96ZM95 260V261H96ZM64 261H66V260H64ZM68 261V260H67ZM26 262V261H25ZM28 262H29V260H28ZM74 262V261H73ZM11 263V262H10ZM23 263V262H22ZM16 264V263H15ZM32 264V263H31ZM35 264V263H34ZM58 264V263H57ZM73 264V263H72ZM91 264V263H90Z\"/></svg>",
  "mask_w": 264,
  "mask_h": 264
},
{
  "label": "built area",
  "instance_id": "obj_3",
  "mask_svg": "<svg viewBox=\"0 0 264 264\" xmlns=\"http://www.w3.org/2000/svg\"><path fill=\"white\" fill-rule=\"evenodd\" d=\"M32 84V83H31Z\"/></svg>",
  "mask_w": 264,
  "mask_h": 264
}]
</instances>
